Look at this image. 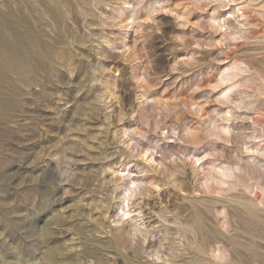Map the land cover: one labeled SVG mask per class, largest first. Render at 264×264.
I'll list each match as a JSON object with an SVG mask.
<instances>
[{"label":"rangeland","instance_id":"rangeland-1","mask_svg":"<svg viewBox=\"0 0 264 264\" xmlns=\"http://www.w3.org/2000/svg\"><path fill=\"white\" fill-rule=\"evenodd\" d=\"M134 2L0 0V264H41L34 260L39 245L30 240L32 236L23 238V231L37 227L52 211L49 223L67 215L69 219L80 218L81 230H91L87 218L95 220L99 211L89 207L81 212V200L73 197L53 201L43 210L33 209L44 191V186H38L36 172L42 166L38 162L88 140L85 150L90 162L80 161L79 179L85 191L79 195L84 204H95L101 198L99 182L107 178L104 170L121 160L112 143L114 132L118 127H136L126 117L143 100L135 83L141 57L154 63L158 72H166L176 60L189 59L194 53L187 43L178 46V41L169 38L183 39L192 30L173 27L167 16L161 17L166 22L162 34L136 45L132 32L116 27L133 16ZM192 19L195 22L198 17ZM255 37H259V30L250 37L252 42L235 51L264 75V37ZM195 42L202 43L200 39ZM124 47L128 50L123 51ZM248 72L245 64H231L220 82L227 85L237 77L249 78L244 77ZM203 75V70L197 69L195 75L183 77L171 88L173 74L147 98L155 101L158 114L168 115L170 125L191 123L192 114L198 116L203 110L188 104L187 112L180 111L177 102L187 97L188 89ZM232 127L250 125L234 123ZM184 131L193 142L199 141L196 129L185 127ZM221 132L209 127L207 135L217 137ZM168 146L174 147L171 142ZM210 147L205 145L201 151ZM244 159L264 164L261 157ZM48 164L54 167L50 161L43 167ZM241 182L224 194H194L195 185L187 178L189 194L175 201L181 227L169 229L172 264H264V197L255 191L257 185L264 187V178L252 172L250 177L242 176ZM215 183L219 182L209 173L204 190L214 191ZM55 248L58 246L45 249V255ZM156 255L159 259V253Z\"/></svg>","mask_w":264,"mask_h":264},{"label":"clouds","instance_id":"clouds-1","mask_svg":"<svg viewBox=\"0 0 264 264\" xmlns=\"http://www.w3.org/2000/svg\"><path fill=\"white\" fill-rule=\"evenodd\" d=\"M132 12L131 18L116 27L132 32L136 45L162 34L166 22L161 17L167 16V23L173 27L192 30L183 39L169 38L178 41V46L187 43L194 53L189 59L176 60L166 72H158L154 63L141 57V71L135 83L143 100L126 117L136 127H118L114 132L112 143L121 160L104 170L107 178L99 182L101 198L95 204H84L79 195L85 191L79 179V164L81 159L90 162L85 150L88 140L38 162L42 165L36 172L38 186H44V191L33 209L43 210L53 201L73 197L81 200V212L91 207L100 213L95 220L87 218L90 231L81 230L80 218L69 219L65 215L49 223L53 211L47 215L33 229L31 239L39 245L34 260L41 264H172L169 229L181 227L175 201L189 194L188 177L195 185L194 194H224V190H234L242 183L241 177H250L252 172L264 178V164L244 159L264 158V75L235 51L252 42L250 37L256 30L259 37H264V0H135ZM194 16L198 17L195 22ZM236 35L241 39H234ZM196 39L202 43H196ZM145 63L148 67H144ZM231 64L248 66L244 77L249 78L237 77L222 84L223 71ZM197 69H202L204 75L188 89L187 97L177 102V109L187 112L188 104H192L203 111L198 116L193 113L191 123L170 125L168 115L158 114L155 101L147 97L173 74L175 81L169 86L176 88L183 77L195 75ZM234 123L250 127L234 129ZM185 127L198 131V142L185 136ZM209 127L221 129V136H208ZM169 142L174 147L170 148ZM205 145L212 147L201 151ZM49 161L54 167L48 164L45 169L43 165ZM209 173L219 182L212 184L214 191L203 188ZM255 191L264 197V187L257 185ZM54 246L58 248L45 255V249Z\"/></svg>","mask_w":264,"mask_h":264},{"label":"bare ground","instance_id":"bare-ground-1","mask_svg":"<svg viewBox=\"0 0 264 264\" xmlns=\"http://www.w3.org/2000/svg\"><path fill=\"white\" fill-rule=\"evenodd\" d=\"M59 150H60V149H59ZM59 150H58V151H59ZM53 151H54V150H53ZM56 151H57V150H56ZM59 153H60V152H59ZM52 154L54 155V153H52ZM57 155H58V154H57ZM51 166H52V164H51ZM18 225H19V224H18ZM31 227H32V226H31ZM17 229H18V228H17ZM18 230H22V229L19 228ZM18 230H17V231H18ZM23 232H24V234H25V237H23V238H25V239H27V240H29L30 237L33 235V229H32V228L29 229V230H26V229H25V231H23ZM21 233H22V232H21ZM21 233H20V234H21ZM19 239H20V238L17 236V243L19 242ZM30 240H31V239H30ZM24 241H25V240H24ZM30 243H32V242H30ZM19 244H21V243H19ZM19 244H18V245H19ZM32 244H33V243H32ZM35 244H37V243H35ZM19 246H21V245H19ZM25 246H26V245H25ZM28 247H29V246H28ZM32 247L34 248V246H32ZM37 247H38V245H37ZM37 247H36V248H37ZM54 247H56V246H54ZM54 247H53V248H54ZM34 249H35V248H34ZM28 250H29V249H28ZM30 250H31V249H30ZM53 250H54V249H53ZM25 251H26V250H25ZM49 254H51V250H50V251H47V253H46V255H49ZM29 263H32V262H29Z\"/></svg>","mask_w":264,"mask_h":264}]
</instances>
